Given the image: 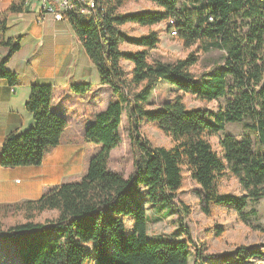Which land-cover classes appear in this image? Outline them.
I'll use <instances>...</instances> for the list:
<instances>
[{"label": "trees", "instance_id": "obj_1", "mask_svg": "<svg viewBox=\"0 0 264 264\" xmlns=\"http://www.w3.org/2000/svg\"><path fill=\"white\" fill-rule=\"evenodd\" d=\"M30 0H14L0 13V80L16 85L18 78L7 64L22 46L21 37L8 36L10 14L23 12ZM72 9L62 12L79 37L99 74L100 83L113 94L107 107L87 124L85 139L99 149L79 179L52 187L38 199L0 203V214L22 213L26 222L0 223V238L19 244L21 264H191L194 238L185 223L190 206L181 198L187 178L197 191L206 216L236 215L251 229L264 232L247 210L253 201L264 202V0H194L188 7L180 0H147L155 8L123 13L131 1L68 0ZM172 22L170 23V21ZM168 22L177 30L185 48L179 58L161 47V31ZM135 24L150 30L130 35L123 26ZM137 49L124 51L121 45ZM220 51L221 57L196 76L199 53ZM132 63L126 71L123 61ZM77 94L92 91L90 83L70 87ZM54 87L34 84L26 103L35 124L25 132L9 133L0 147V166L40 165L46 154L60 145L69 122L52 108ZM217 109L190 107L186 96ZM225 98L224 105L219 103ZM125 115L133 155L128 177L110 169L112 151L123 144ZM243 122L256 134L221 135L227 124ZM151 123L170 137V146H154L142 126ZM217 137L219 150L212 138ZM234 179L240 193L225 190ZM168 204L177 215L178 231L151 240L147 205ZM58 216L46 223L33 219L45 212ZM171 211V210H170ZM218 226V235L223 229ZM194 264H201L203 250L195 246ZM230 264H251L264 256V243L239 246ZM232 257V256H231ZM230 258L223 257V260Z\"/></svg>", "mask_w": 264, "mask_h": 264}, {"label": "crops", "instance_id": "obj_2", "mask_svg": "<svg viewBox=\"0 0 264 264\" xmlns=\"http://www.w3.org/2000/svg\"><path fill=\"white\" fill-rule=\"evenodd\" d=\"M13 1L0 0V13L6 11ZM43 4L45 7V0H30L23 12L9 16L8 36L21 37L22 46L7 64L8 69L16 73L17 84L11 85L7 80H0V147L9 133L13 131L22 133L34 126L33 114L26 107L34 84H50L54 87L52 108L66 117L69 125L60 145L51 149L40 165L13 168L0 166V203L40 198L52 187L66 182L65 180L47 181L46 178H55L49 170L61 171L71 160L75 164L71 166L69 175H75L73 176L75 179L83 176L87 172L88 162L83 164L79 160L81 162L79 165L81 152L77 142L67 141L65 137L71 129L81 128L83 138L88 142L85 139L87 124L110 102L109 100L103 102V96L108 99L110 89L100 83L97 69L86 54L79 37L73 32L70 23L65 19L55 20L52 16L42 23L37 22ZM46 4L48 5L47 2ZM122 46L128 47L124 48L125 51L137 49L131 44H123L121 48ZM7 53L6 48L0 47L1 58ZM126 62L132 68V63ZM83 83H90L92 94L96 92L95 98L90 97L91 101L86 100L85 94H77L70 89L72 85ZM85 103L90 109L86 110ZM68 138H73V135H69ZM45 171L49 174H45ZM19 175H23L26 179L25 185L16 183ZM62 175L64 177L66 174L62 173ZM69 177L67 182L74 179ZM160 220L159 216L153 218L154 222ZM178 230L176 227L173 232ZM157 236L166 237L162 233Z\"/></svg>", "mask_w": 264, "mask_h": 264}, {"label": "rangeland", "instance_id": "obj_3", "mask_svg": "<svg viewBox=\"0 0 264 264\" xmlns=\"http://www.w3.org/2000/svg\"><path fill=\"white\" fill-rule=\"evenodd\" d=\"M194 0H180L179 5L181 6L183 3H186L188 7L193 4ZM204 0H198L199 3H202ZM48 3V5L46 4ZM53 7L54 10H57V6L54 0H45V6ZM60 8V7H58ZM155 8V5L148 2L147 0H139V1H131L124 8L121 9L123 13L137 12L143 11L145 9ZM45 7L43 4L42 12ZM53 16L50 14L47 16ZM46 18V19H47ZM45 19V20H46ZM55 19V18H54ZM44 20V21H45ZM56 20V19H55ZM64 20V19H61ZM43 21V22H44ZM59 21V20H58ZM170 24L168 22L160 23L156 26H153L154 29L161 31V47L164 48L167 52L174 53L179 58H185L188 52L196 49L195 47L187 49L184 47L182 41L174 36V30H170L168 27ZM123 29L130 35H142L148 33L150 28L142 27L138 25H125ZM123 48V49H122ZM122 50L124 48H128L127 46H122ZM125 51V50H124ZM221 52L218 50H212L208 53H199L200 60L197 65L193 68V73L198 76L203 71L207 70L210 65L214 61H217L221 57ZM123 66L126 71H131V68L128 62H123ZM97 91V90H96ZM96 94V92H95ZM95 94H92L91 91L85 94V98L87 101H91V98H95ZM91 97V98H90ZM108 99H105L103 96V102L106 100L111 101L113 98L112 91L108 94ZM100 98V97H98ZM186 101L188 106L190 107H203L206 106L208 108L217 109V102H212L210 104H204L201 101L195 100L192 96L187 95ZM222 105L225 104L226 99L221 98L219 100ZM88 103V102H87ZM87 103H85L87 105ZM89 106L87 105V109ZM101 108V107H100ZM128 123L125 115H123L122 125H121V133L123 136V144L118 148L114 149L111 154L110 167L111 170L121 172L128 177L133 171V155L131 151L130 141L127 134ZM142 130L146 139H148L154 146H170L171 139L167 135H165L161 130L157 129L151 123H145L142 126ZM234 134L237 137H242L245 133L250 134L252 139L255 141L257 136L256 134L245 130L243 122L229 123L227 124L225 130L222 131L221 135L225 134ZM69 135H73V138H68ZM65 139L71 142V140L77 142L78 149H80V156L78 159L79 165L81 162L83 164L88 162L92 155H94L95 150L99 149V146L93 144L91 142H86L83 138V132L80 130H75L74 128L69 131ZM72 141V142H73ZM218 138H212V143L216 150H219ZM81 160V162L79 161ZM74 161H69L66 165V168L63 170H53L50 169L49 172L55 177L53 179L46 178L47 181L57 182L61 180H65L67 182V178H71L75 175H69V171L71 170V166L74 165ZM83 166V165H81ZM45 170V169H44ZM62 173L66 175L63 177ZM45 174H49L45 171ZM82 177V176H81ZM80 177V178H81ZM19 180L16 181L18 185H25L26 179H24L23 175H19ZM74 178V177H73ZM79 179V178H76ZM75 178L72 180H76ZM70 180V181H72ZM52 184V183H50ZM49 186V185H47ZM225 190L233 191L235 193H240V188L236 184L234 179L225 183ZM201 187L196 184L192 179L187 178L185 181L184 188L181 192V198L190 206L191 214L190 216L185 218V223L189 227L192 232L194 243L192 246V256H191V264H194V255L196 252V248H204L203 250V260L201 264H230L231 261L235 258L232 255L235 249L239 246L246 247H254L258 244L264 243V232L257 231L255 229H251L248 226L240 223L237 220L236 215H231L228 213H215L213 216L208 217L204 214L202 209V203L199 198V194L197 191H201ZM15 203V202H14ZM147 211L149 221L151 218L159 216L161 218L160 221L154 222L151 221L149 225V235L151 240H157L156 237L160 233L169 237L172 235L174 228H178L177 224V215L172 211L173 208L168 204H153L148 203ZM254 209L256 211V215H253L251 218L256 225L264 227V202L263 200L253 201L249 204L247 210ZM171 210V211H170ZM58 216L57 211H45L39 215H37L33 221L46 223ZM27 219L24 218L22 213H19L16 210H11L5 214H0V223L7 225H12L17 222H26ZM174 226V227H173ZM218 226L223 229V234L218 235ZM19 244L14 242L13 240L2 237L0 238V264H21L20 256H19ZM229 256L226 260H223V257ZM232 256V257H231ZM249 263L251 264H264V256L262 258L252 259Z\"/></svg>", "mask_w": 264, "mask_h": 264}, {"label": "built area", "instance_id": "obj_4", "mask_svg": "<svg viewBox=\"0 0 264 264\" xmlns=\"http://www.w3.org/2000/svg\"><path fill=\"white\" fill-rule=\"evenodd\" d=\"M89 1V9H83L86 11L87 14H90L94 11L96 5H95V1L94 0H88ZM56 6H57V10H54L53 7H48L45 6L44 11L39 15L37 22L38 23H42L48 15L53 14L54 18L56 20H61L63 18L62 16V12L65 9H72L71 6L67 5V3L63 2V0H54ZM60 7V8H58ZM172 22V20L170 21V23ZM174 36H177V30H174V33H172Z\"/></svg>", "mask_w": 264, "mask_h": 264}, {"label": "bare ground", "instance_id": "obj_5", "mask_svg": "<svg viewBox=\"0 0 264 264\" xmlns=\"http://www.w3.org/2000/svg\"><path fill=\"white\" fill-rule=\"evenodd\" d=\"M63 2L67 3V5L71 6L73 8V5L68 0H63ZM89 9V1L86 2ZM47 6V5H46ZM85 11V10H84ZM63 19V18H62Z\"/></svg>", "mask_w": 264, "mask_h": 264}]
</instances>
